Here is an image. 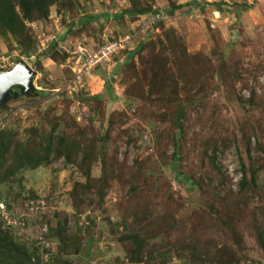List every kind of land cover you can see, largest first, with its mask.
<instances>
[{
    "label": "rangeland",
    "instance_id": "obj_1",
    "mask_svg": "<svg viewBox=\"0 0 264 264\" xmlns=\"http://www.w3.org/2000/svg\"><path fill=\"white\" fill-rule=\"evenodd\" d=\"M131 2L159 14L156 26L144 23L142 15L115 20V13L132 8ZM62 3L65 16L56 11ZM55 4L45 21L26 25L37 49L58 38L65 59L41 58L38 71L14 37L0 36L6 68L24 60L35 71L34 87L44 92L10 97L0 106V129L9 126L22 140L29 130L46 135L58 123L64 147L60 153L50 151L45 165H27L7 179L0 172L3 230L29 249L31 264H224L223 258L231 264H264L257 238L264 235V154L256 147L264 145V0ZM129 31L134 35L109 64L98 72L83 71L79 85L67 86L71 73L80 69V53ZM139 43L140 52L128 59ZM178 58L180 72L172 69ZM154 59L170 68L164 83L152 75ZM115 67L119 74L112 79ZM220 71L241 74L233 93L227 92L229 80ZM101 93L100 100L90 99ZM85 140L92 141L87 149H95L87 181L78 147ZM213 156L220 173L211 166ZM239 157L256 170L257 187L249 185L242 195L237 193ZM104 168L107 183L101 186ZM162 221L178 226L160 230ZM142 227L145 251L142 260L132 262L131 237ZM190 244L203 261L190 260ZM157 253H163L162 262Z\"/></svg>",
    "mask_w": 264,
    "mask_h": 264
},
{
    "label": "trees",
    "instance_id": "obj_2",
    "mask_svg": "<svg viewBox=\"0 0 264 264\" xmlns=\"http://www.w3.org/2000/svg\"><path fill=\"white\" fill-rule=\"evenodd\" d=\"M57 2L58 0H0V36H6V34H10L12 37H14L17 40L20 53L24 54L26 57L34 55L33 62L35 63L38 71L40 70L39 67H41L40 65L41 58L49 57L52 59V57L58 56L61 59H65L67 55L65 51H62L63 53L60 55L61 51L58 49L59 42H58L57 37H56L57 39H55L54 37L53 39L50 40V42L48 41L49 43H47L46 48L38 52L37 47L35 46V40L32 39V36L29 33V29L27 28L26 23H32L36 21H45L47 17L49 16L50 6L56 5L55 3ZM64 6L65 4L62 3L60 4V7L57 6L56 8V11L57 13L60 14V16L61 15L65 16ZM131 7L132 8H128L125 11L115 13L113 16L115 20L124 19L125 15H128L131 18L139 19L141 18V15H142L143 16L142 20L144 23L152 21L151 27L156 26L159 20V14L150 15V13L152 12L150 7L146 5L142 6L140 4H136L133 2H131ZM103 17L106 21L110 19V16L107 13L104 14ZM77 23L78 21H76L75 23H72V25L69 26V29H68L69 33H71L70 27L72 26L74 27ZM85 23H86V20L83 21V19H81V27H83ZM152 30L153 29L151 28V31ZM127 33L128 35H134L133 31H129ZM115 40H117L116 37L109 38L107 41H115ZM104 42L105 41H100L98 46L103 45ZM141 48H142V44L139 43L138 46L132 52L129 53L128 59H131L135 54H138ZM185 54H186L185 52H182L181 57L184 58ZM140 59L143 60L144 58H140ZM179 59L180 58L174 59L175 63H174V66L172 67V69H175L176 72H180L183 70L182 67H180ZM151 64H153L152 75L154 76V78H159V83H162V82L164 83V81L169 79V78H164L163 75L166 74V72L170 70V68L160 65L157 59L156 60L154 59V61L152 60ZM103 67H104L103 64H99V65H96L92 70H94L95 72L96 71L98 72V71H101ZM164 69H167V70H164ZM184 73L185 72L177 73L180 79L185 76ZM224 73L220 71L218 74L220 77L228 78L229 80L228 82L230 85L227 86L228 88L227 92L228 93L230 92L231 94L234 92L235 85L239 82H242L241 80L243 79L241 77V74L238 72L230 73L228 71H225ZM118 74L119 72H118L117 67L113 68L111 71V78L115 79ZM71 75L73 76V73H71ZM70 78L71 77H69L67 81L70 80ZM183 81L186 82V79H184ZM224 81H226L225 78H224ZM108 85H109V82H106L105 88H107ZM159 88H161V86H159ZM77 92H78L77 94L81 96L82 93H84L85 91L82 87ZM37 93L39 95L44 94L43 91L35 90L34 92H31L29 95H24V97H31ZM160 93H163V92L161 91ZM101 96H102V93L96 94L90 97V99H92L93 101H98L101 99ZM254 96H255V93H253L252 91L251 97L249 99L253 100ZM238 99H241V98L239 97ZM0 109L2 108L0 107ZM181 113H182V110L179 112L180 117L182 116ZM59 126L60 125H58V123H56L55 125H52L50 131L46 135L36 134V129L34 130L32 129L33 131L29 130L28 131L29 136L26 139H22V140L15 138V132L11 131L9 126L4 127L5 129L4 128L0 129V172L2 174V179L4 178L7 179L12 174H15L14 172L16 170L25 168L27 165L36 168L38 167V165L47 164V156L50 153V151L60 153L58 151L64 149V147L61 145L62 143L59 142V140L61 139L60 134L59 133L56 134V131ZM246 137L248 138L249 136H246ZM249 140H250V137H249ZM249 140L247 139L248 146L250 145ZM88 146H92L91 140H88V141L85 140V141L78 142V147L80 150L79 152L81 155L80 163L83 164L82 167H85L82 175L86 179V181L89 180L90 167H88V164H90L91 162L90 160H92L90 158L92 155L91 149L95 150L93 149V147H91V149L90 148L87 149ZM256 147L258 148L259 153L264 154V145L257 143ZM42 150H44V153L41 155ZM66 154H67L66 157H69V154L67 152ZM176 156L177 154L175 153L173 158L176 159ZM96 160L97 159H95V161ZM210 163H211L212 168L217 173L221 172V169H220L221 167L217 165L215 156H213L210 159ZM239 165H240V170H241V177L238 182V192L237 193L238 195L240 194L242 195L246 191L245 188L248 187L249 185L252 188L257 187V185L255 184L256 170L254 168L246 166L240 157H239ZM105 171L106 170L104 168L102 177L99 180L101 183V186H103V184L106 185L107 183L106 173H104ZM246 171H248L249 180L246 177V174H247ZM186 178L191 183H195V184L197 183L195 180H194L195 182L192 180L193 178L191 176H186ZM130 190L133 191L134 189L130 188ZM143 206H144L143 211L144 212L146 211L147 213V209H146L148 207L147 204H144ZM122 226H124V224ZM157 226L160 230L165 229L167 231V230L175 229L178 225L176 224L175 221L168 222V223L166 221H162L161 225H157ZM260 228H261V231H264V224L261 225ZM144 230H145L144 227L138 229L136 231L137 233L131 237L133 241L132 243L135 246L133 250V257L131 258L132 262H138L142 260L141 254H143V252L145 251L144 246H145V243L147 242V240L145 239ZM62 231L63 230L60 227H58V230L56 233L58 235H61ZM59 237L61 238V236ZM257 238H258L259 245L264 250V235L260 234L257 236ZM178 246H181V245H178ZM178 248L181 250V252L185 251L183 247L182 248L178 247ZM189 249H191L190 260L192 262L203 261L204 257L202 256L201 258L199 253L197 252L195 253L194 246L189 247ZM46 250H48V248ZM169 253L170 251L167 252V254ZM162 254L163 253L156 254L158 259L161 260L160 262L163 261V258H161ZM149 255H151L150 252H149ZM165 255H166V252L164 253V256ZM31 256L32 254L30 253L29 249L24 244L17 243L12 238V236L9 235L7 231L3 230L2 226L0 225V264H28V263L31 264L32 263ZM221 260L223 261L224 264L232 263L230 260H228V258H223ZM218 264H222V263L219 262Z\"/></svg>",
    "mask_w": 264,
    "mask_h": 264
},
{
    "label": "water",
    "instance_id": "obj_3",
    "mask_svg": "<svg viewBox=\"0 0 264 264\" xmlns=\"http://www.w3.org/2000/svg\"><path fill=\"white\" fill-rule=\"evenodd\" d=\"M32 70L23 60H18L9 70H0V106L10 97L29 95L35 90ZM15 87L17 91H13Z\"/></svg>",
    "mask_w": 264,
    "mask_h": 264
},
{
    "label": "built area",
    "instance_id": "obj_4",
    "mask_svg": "<svg viewBox=\"0 0 264 264\" xmlns=\"http://www.w3.org/2000/svg\"><path fill=\"white\" fill-rule=\"evenodd\" d=\"M132 38L130 35H124V37L119 38L115 41H105L103 45L97 47L96 49L92 50L90 53L86 52V50L83 51V49H80L82 53H80V69L78 71V74L73 73V76L71 80L68 82L67 86L70 84L73 85H79L80 80H82V73L85 70L93 69L96 65L99 64H109L112 60L113 54L117 52V50H120L123 48V45L127 43V40ZM44 45L40 43V46L38 47V50L44 49ZM33 57V56H31ZM12 64H9L8 67H10ZM0 69H7L4 65V59L0 60ZM1 210L5 209L4 206L0 205Z\"/></svg>",
    "mask_w": 264,
    "mask_h": 264
},
{
    "label": "clouds",
    "instance_id": "obj_5",
    "mask_svg": "<svg viewBox=\"0 0 264 264\" xmlns=\"http://www.w3.org/2000/svg\"><path fill=\"white\" fill-rule=\"evenodd\" d=\"M42 50H43V49H42ZM37 51L39 52V50H38V49H37ZM40 51H41V50H40ZM31 56H33V58H34V55H31ZM31 56H30V57H31ZM21 60H22V59H21ZM23 61H24V60H23ZM24 62H25V61H24ZM25 63H26V62H25ZM26 64H27V63H26ZM10 67H11V66H10ZM12 67H13V66H12ZM12 67H11V68H12ZM11 68H7V69H0V70H9V69H11ZM35 90H38V89H36V88H35ZM35 90H34V91H35ZM15 91H17V90H15ZM34 91H33V92H34Z\"/></svg>",
    "mask_w": 264,
    "mask_h": 264
},
{
    "label": "flooded vegetation",
    "instance_id": "obj_6",
    "mask_svg": "<svg viewBox=\"0 0 264 264\" xmlns=\"http://www.w3.org/2000/svg\"><path fill=\"white\" fill-rule=\"evenodd\" d=\"M12 90H13V91H15V90H16V88H15V87H13V88H12Z\"/></svg>",
    "mask_w": 264,
    "mask_h": 264
}]
</instances>
